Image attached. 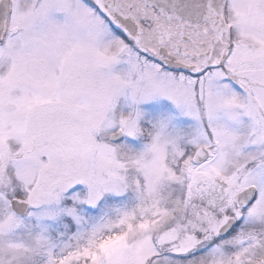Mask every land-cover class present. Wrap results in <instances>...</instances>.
Instances as JSON below:
<instances>
[{
  "label": "snow or ice",
  "instance_id": "obj_1",
  "mask_svg": "<svg viewBox=\"0 0 264 264\" xmlns=\"http://www.w3.org/2000/svg\"><path fill=\"white\" fill-rule=\"evenodd\" d=\"M0 264H264V0H0Z\"/></svg>",
  "mask_w": 264,
  "mask_h": 264
}]
</instances>
